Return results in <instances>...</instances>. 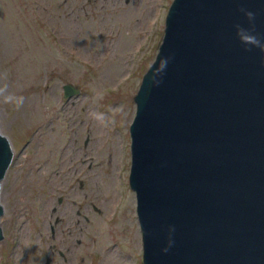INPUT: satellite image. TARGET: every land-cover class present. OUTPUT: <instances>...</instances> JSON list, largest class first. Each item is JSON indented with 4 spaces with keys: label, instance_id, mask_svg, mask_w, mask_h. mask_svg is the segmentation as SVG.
<instances>
[{
    "label": "rangeland",
    "instance_id": "obj_1",
    "mask_svg": "<svg viewBox=\"0 0 264 264\" xmlns=\"http://www.w3.org/2000/svg\"><path fill=\"white\" fill-rule=\"evenodd\" d=\"M171 1L110 17L76 0H0V88L25 97L19 109L0 97L13 147L0 264H143L129 127ZM68 83L80 93L66 99Z\"/></svg>",
    "mask_w": 264,
    "mask_h": 264
},
{
    "label": "water",
    "instance_id": "obj_2",
    "mask_svg": "<svg viewBox=\"0 0 264 264\" xmlns=\"http://www.w3.org/2000/svg\"><path fill=\"white\" fill-rule=\"evenodd\" d=\"M241 8L264 40V0H172L133 97L143 264H264V53L239 41ZM12 158L0 136V189Z\"/></svg>",
    "mask_w": 264,
    "mask_h": 264
},
{
    "label": "clouds",
    "instance_id": "obj_3",
    "mask_svg": "<svg viewBox=\"0 0 264 264\" xmlns=\"http://www.w3.org/2000/svg\"><path fill=\"white\" fill-rule=\"evenodd\" d=\"M241 12L244 13V15L247 17L249 21V27L245 28L241 26L240 24H236V35L241 42V44L245 45L246 47H256L258 48L262 53H264V40H262L258 35L255 34V14L251 11H247L243 8L240 9ZM0 97H2L3 101L5 103L14 104L16 108H20L24 105L25 97L22 95H12L8 93L7 87L0 88ZM0 136L7 139V134L0 129ZM169 244H171V241H169ZM167 251V249H164Z\"/></svg>",
    "mask_w": 264,
    "mask_h": 264
},
{
    "label": "flooded vegetation",
    "instance_id": "obj_4",
    "mask_svg": "<svg viewBox=\"0 0 264 264\" xmlns=\"http://www.w3.org/2000/svg\"><path fill=\"white\" fill-rule=\"evenodd\" d=\"M139 0H76L80 4V9H86L91 11H98L100 13H116L117 11H123L128 6H133ZM148 1V0H147ZM151 9L155 6V0H150ZM61 203V198L59 199ZM98 211L96 208H94Z\"/></svg>",
    "mask_w": 264,
    "mask_h": 264
}]
</instances>
